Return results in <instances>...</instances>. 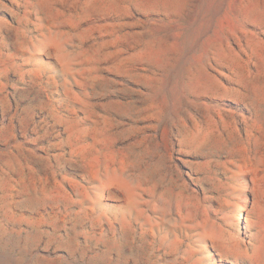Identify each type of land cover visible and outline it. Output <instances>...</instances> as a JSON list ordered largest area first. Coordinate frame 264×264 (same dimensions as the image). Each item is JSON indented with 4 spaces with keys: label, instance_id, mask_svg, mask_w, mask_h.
Segmentation results:
<instances>
[{
    "label": "rangeland",
    "instance_id": "rangeland-1",
    "mask_svg": "<svg viewBox=\"0 0 264 264\" xmlns=\"http://www.w3.org/2000/svg\"><path fill=\"white\" fill-rule=\"evenodd\" d=\"M0 264H264V0H0Z\"/></svg>",
    "mask_w": 264,
    "mask_h": 264
}]
</instances>
